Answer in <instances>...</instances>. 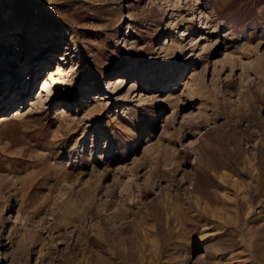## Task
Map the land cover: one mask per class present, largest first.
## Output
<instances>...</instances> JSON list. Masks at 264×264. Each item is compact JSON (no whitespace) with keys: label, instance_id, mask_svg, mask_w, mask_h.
<instances>
[{"label":"rangeland","instance_id":"obj_1","mask_svg":"<svg viewBox=\"0 0 264 264\" xmlns=\"http://www.w3.org/2000/svg\"><path fill=\"white\" fill-rule=\"evenodd\" d=\"M2 93L0 264H264V0H0Z\"/></svg>","mask_w":264,"mask_h":264},{"label":"bare ground","instance_id":"obj_2","mask_svg":"<svg viewBox=\"0 0 264 264\" xmlns=\"http://www.w3.org/2000/svg\"><path fill=\"white\" fill-rule=\"evenodd\" d=\"M20 35H22L24 32H22L21 30H20ZM17 60H19V58H17ZM20 61V60H19ZM173 69V68H172ZM174 72V74H173V77L174 78H176V76L178 75V73H176V68L175 69H173V70H171V71H169V72ZM34 79V78H33ZM176 80L178 81V79H175V80H173V83L174 82H176ZM174 85H175V83H174ZM186 85H189L188 86V90H189V94L190 93H192L194 90H191V89H193V87L194 88H196V89H199V88H201L202 87V81L200 80V79H198L195 75L194 76H191V78L188 80V82H186ZM195 92V91H194ZM30 93V92H29ZM7 94V93H6ZM4 95L3 93L1 94V99H0V106H2V108H1V111H4L5 109H6V102L4 103V100H5V98L7 97V95ZM10 98V97H9ZM102 100V99H101ZM6 101V100H5ZM80 106V105H79ZM89 106V105H88ZM88 106H87V108H88ZM173 106V105H172ZM89 108H90V106H89ZM23 109H24V107H23ZM76 109V108H75ZM92 110V109H91ZM76 111V110H75ZM93 111H95L94 109H93ZM90 112V111H89ZM76 113V112H75ZM93 113V112H92ZM173 115V111L171 112V116ZM4 118V115H2L1 117H0V120H2ZM155 119V118H154ZM75 157H79V155H77V154H75ZM64 158H65V156H64ZM72 158L70 157V156H67V158L65 159V161L66 162H64L65 164L64 165H66V163L67 162H69L67 165H68V167L69 168H71L73 171L74 170H78L79 172H80V168H81V166L83 165L82 163H83V160L81 159V158H78V161H76V160H71ZM69 160V161H68ZM62 161V160H61ZM63 165V164H62ZM64 167V166H63ZM82 168H83V166H82ZM139 169V167H138V164L136 163V162H133L132 164H131V166L128 168V169H126L127 170V175H128V177H131L132 175H136V172H137V170ZM66 171V170H65ZM76 172V171H75ZM63 177L64 178H66V179H69L71 176L69 175V174H67L66 172H64L63 173ZM73 177V179H75V180H77V177H78V174H75V175H73L72 176ZM72 177H71V179H72ZM101 177H102V175L100 174L98 177H97V182L99 183L100 182V179H101ZM97 182H96V184H97ZM0 188H2V187H0ZM5 188V187H4ZM23 188V187H22ZM6 189V188H5ZM21 189V188H20ZM26 189H24L23 191H25ZM1 191V190H0ZM17 192V191H16ZM19 194V193H18ZM18 216H16V218H17ZM29 233H34L35 231L33 230V229H29V231H28ZM23 237V236H22Z\"/></svg>","mask_w":264,"mask_h":264}]
</instances>
